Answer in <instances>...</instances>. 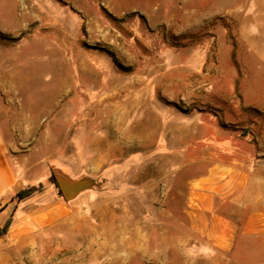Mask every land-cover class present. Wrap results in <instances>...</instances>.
Returning <instances> with one entry per match:
<instances>
[{
  "label": "rangeland",
  "instance_id": "1",
  "mask_svg": "<svg viewBox=\"0 0 264 264\" xmlns=\"http://www.w3.org/2000/svg\"><path fill=\"white\" fill-rule=\"evenodd\" d=\"M226 1L210 17L218 0H0V128L22 188L95 182L25 260L264 264V241L203 247L186 213L213 164L264 157V35L241 46L253 10Z\"/></svg>",
  "mask_w": 264,
  "mask_h": 264
},
{
  "label": "crops",
  "instance_id": "2",
  "mask_svg": "<svg viewBox=\"0 0 264 264\" xmlns=\"http://www.w3.org/2000/svg\"><path fill=\"white\" fill-rule=\"evenodd\" d=\"M249 5L256 26L243 25L238 40L248 52H256L264 35V0H249ZM226 7V0H218V4H209L208 14L225 13ZM248 52L243 51V56ZM6 149L0 128V226L12 218L8 232L0 235V264H49L25 260L22 255L27 246L31 248L28 254L33 252L36 239L62 222L70 206L60 193L55 196L49 189L17 197L23 184L8 161ZM186 213L195 234L203 237V247L226 252L243 240L264 241V157L213 164L190 185Z\"/></svg>",
  "mask_w": 264,
  "mask_h": 264
},
{
  "label": "water",
  "instance_id": "3",
  "mask_svg": "<svg viewBox=\"0 0 264 264\" xmlns=\"http://www.w3.org/2000/svg\"><path fill=\"white\" fill-rule=\"evenodd\" d=\"M52 175L56 180L59 193L67 200L76 197L79 193L92 187L95 183L93 179L86 176L71 179L56 171Z\"/></svg>",
  "mask_w": 264,
  "mask_h": 264
},
{
  "label": "trees",
  "instance_id": "4",
  "mask_svg": "<svg viewBox=\"0 0 264 264\" xmlns=\"http://www.w3.org/2000/svg\"><path fill=\"white\" fill-rule=\"evenodd\" d=\"M51 180L57 186L56 180L54 179L53 175L51 176ZM40 187H41V185H39V186L31 185V186H28L25 188H21L17 192L16 195L19 198H24V197H27V196L33 194L35 191L40 190L41 189ZM11 223H12V218H9L3 226H0V235H4L5 233L8 232Z\"/></svg>",
  "mask_w": 264,
  "mask_h": 264
}]
</instances>
